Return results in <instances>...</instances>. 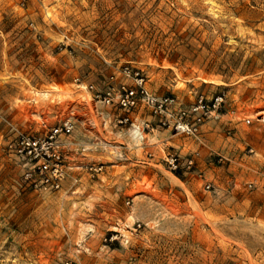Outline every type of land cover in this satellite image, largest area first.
<instances>
[{
	"label": "rangeland",
	"instance_id": "obj_1",
	"mask_svg": "<svg viewBox=\"0 0 264 264\" xmlns=\"http://www.w3.org/2000/svg\"><path fill=\"white\" fill-rule=\"evenodd\" d=\"M123 67L182 107L224 93L220 115L137 143L93 98ZM0 116V264H264V0H0ZM67 119L61 189L33 191L8 123Z\"/></svg>",
	"mask_w": 264,
	"mask_h": 264
},
{
	"label": "built area",
	"instance_id": "obj_2",
	"mask_svg": "<svg viewBox=\"0 0 264 264\" xmlns=\"http://www.w3.org/2000/svg\"><path fill=\"white\" fill-rule=\"evenodd\" d=\"M121 74L131 79L133 84L121 82L108 85L104 90L96 91L93 98L105 106H114L122 111L117 123L128 125L132 131L144 133L161 128L192 137L198 134V129L205 118L220 115L224 93H217L209 101L200 96L188 107H182L172 96H156L149 92L145 78L139 71L123 67ZM144 112L151 119H141L140 123L135 124L131 115ZM0 119L4 120L1 116ZM8 124L11 137L6 147L23 161L25 185L33 191H59L67 176L65 148L68 145L67 138L74 131V123L67 119L44 135L26 133L11 123ZM164 163L172 172L190 169L194 166V156L182 161L178 155L167 153ZM90 169L97 171L101 166ZM63 264L71 263L65 261Z\"/></svg>",
	"mask_w": 264,
	"mask_h": 264
},
{
	"label": "bare ground",
	"instance_id": "obj_3",
	"mask_svg": "<svg viewBox=\"0 0 264 264\" xmlns=\"http://www.w3.org/2000/svg\"><path fill=\"white\" fill-rule=\"evenodd\" d=\"M132 136L135 139V142H141L144 139V136L142 133L137 132L136 130L132 131Z\"/></svg>",
	"mask_w": 264,
	"mask_h": 264
},
{
	"label": "crops",
	"instance_id": "obj_4",
	"mask_svg": "<svg viewBox=\"0 0 264 264\" xmlns=\"http://www.w3.org/2000/svg\"><path fill=\"white\" fill-rule=\"evenodd\" d=\"M140 114H141V113L136 114V116H135L136 119H137V118H139V120L143 119V118L140 117ZM144 118H145V117H144ZM150 132H151V131L146 132L145 135H149ZM165 133H166V130L163 131V134H164V135H165ZM161 140H165V138H162Z\"/></svg>",
	"mask_w": 264,
	"mask_h": 264
}]
</instances>
